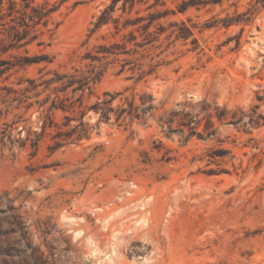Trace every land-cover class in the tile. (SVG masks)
<instances>
[{
  "label": "rangeland",
  "instance_id": "374dc122",
  "mask_svg": "<svg viewBox=\"0 0 264 264\" xmlns=\"http://www.w3.org/2000/svg\"><path fill=\"white\" fill-rule=\"evenodd\" d=\"M155 1L118 2L96 26L111 0H62L13 51L50 61L0 77V137L5 124L41 130L54 94L21 105L28 78L98 77L80 105L68 91L74 107L50 110L61 130L85 111L86 135L53 148V126L35 149L0 142V216L9 204L27 225L0 236V264H264V0ZM149 12L162 29L150 41L137 30L148 19L122 27ZM113 43L125 51L105 53ZM111 97L108 120L89 108ZM118 108L137 117L120 123Z\"/></svg>",
  "mask_w": 264,
  "mask_h": 264
},
{
  "label": "trees",
  "instance_id": "16d2710c",
  "mask_svg": "<svg viewBox=\"0 0 264 264\" xmlns=\"http://www.w3.org/2000/svg\"><path fill=\"white\" fill-rule=\"evenodd\" d=\"M147 1L149 0H111L110 4L101 12L96 26H99L110 19V13L114 12L115 6L118 4V2H121L120 8L122 12H124L127 3H129V6L131 7L136 2ZM34 2L35 0H0V77L4 76V78H7L11 74L12 70L18 67H23L31 63H38L41 61H50L48 56L43 53L33 56H21L13 53V51L20 49L37 38V33L34 30L35 25L40 22L45 24L51 13H53L60 4H50L47 2V0H44L40 4L33 5ZM156 3V1L150 3L147 8L155 6ZM184 7L185 6H182V9H184ZM155 14L156 13L154 12H149L147 16L138 15L133 19L127 18L122 27L134 25L141 20L148 19L142 25L137 26V30L140 28L142 29V32L145 33L144 39H146V42H148L151 40V36H155V34H158L160 31H162L159 26L156 27L158 31H149ZM117 21L118 18L114 19V22ZM210 25L211 24H206L205 26L208 27ZM130 34L133 38L135 37L132 32H130ZM38 44H40V42H38ZM119 46H122V44L120 45L118 43H113L110 48L103 47V51L109 54L124 52L125 50L116 52V49ZM46 74L41 75L42 78L38 82H36V79L28 78L27 81L29 85L25 86L24 90L21 92V105L30 97L26 94L27 91H34L35 96H39L42 92L47 90L54 94L47 110L45 111L43 109L42 113L38 116V119L41 120L40 132H38L37 129H33L32 126H26V124H23L21 126V133L26 131L24 137H15L12 134V130L7 131V128L11 125L5 124V127L1 130L0 142L2 144L7 143L9 144L10 148H12L15 143L21 148L26 147L28 144L30 147L35 149L40 138L46 132V130L53 126L58 127L51 116L50 110L52 108L72 109L74 107V101H70L69 105L65 104V101H68L70 98L67 95L68 91H70L71 94H74L78 91L81 92L76 99L79 100L80 105L82 92L88 87L90 81H94L96 77H98L97 75L94 77L84 75L78 76L76 74L59 72L58 70H52L50 76L45 77L44 75ZM0 89L4 90V92L0 94V102H7L6 96L9 95L11 89L7 88L6 86H2ZM59 93H62L63 97H60ZM48 98L49 94L46 95L43 100L38 102L39 107H42V105L48 101ZM15 99H17V97L12 98V100ZM112 99L113 97L110 99L95 101L89 108L93 109L95 113H99L100 118L108 120L110 118L111 112L113 111V108L110 106ZM31 106L32 102L24 104V112H26ZM115 111L117 112L116 121H120V123L124 120L125 115H129L130 118L137 117V114L131 113V109L126 110L125 108H118ZM84 114L85 111L81 113L78 123L69 130H61L58 127V130H56L52 135V138L55 139L53 148L59 147L65 143L67 139H72L74 134L76 135V139L86 135L85 133L87 131V125L82 120ZM215 115L218 119L223 117L221 112ZM65 118L66 122L64 125H68V122L71 120V118L68 116H65ZM171 119L165 120V122H171ZM227 152L228 151L226 149H218L211 150L209 154L223 155ZM6 206V209L1 210L4 215L0 216V236L5 234V236L8 237L12 232H17L21 236V234L25 232L24 229L27 227V225L25 224L21 213H19L15 207L9 204H6ZM4 225H6V227H3Z\"/></svg>",
  "mask_w": 264,
  "mask_h": 264
}]
</instances>
